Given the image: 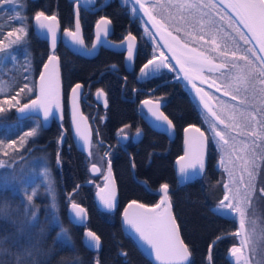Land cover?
<instances>
[{
	"label": "snow or ice",
	"instance_id": "obj_1",
	"mask_svg": "<svg viewBox=\"0 0 264 264\" xmlns=\"http://www.w3.org/2000/svg\"><path fill=\"white\" fill-rule=\"evenodd\" d=\"M76 2L79 4L80 0H76ZM84 3L90 5L94 3V0H84ZM122 4L131 6L133 16L143 13V16L147 17L144 23H151L163 40V46L173 53L171 57L165 56L163 52H160L159 57L153 55L140 68V77L150 78L159 73L161 68L175 71V65L170 62V60H175L184 73V78L192 83L199 96L200 104L206 110L203 118L209 125L212 135L206 136L205 132L195 125L185 128V133L191 130L198 133L199 136L185 139V144L190 146V153L186 150L185 156H181L180 160H184L191 154V162L187 167L191 168L193 173L202 172L205 166L203 150L206 143L210 140L220 151L219 166L228 174L229 182L223 185L225 194L217 204L215 211L224 218L231 217L233 222L238 221L239 224L235 232L225 234L240 238V245H233L230 248V257L234 258L235 264H264V221H259L252 209V202L257 198V193H259L260 199H264V186L257 188L258 177L264 172V0H219L218 3L216 0H122ZM221 5L223 8L220 7ZM22 7V0H0V13L5 11L14 13L10 17V21L19 24L18 27L11 28L6 33L0 31V37H3L0 38V63L9 57L15 59V56L8 50L14 44L23 41L28 34V29L25 26L28 18L21 14ZM206 9L208 11H205ZM213 9H219L215 15L219 17L220 21H224L227 17L229 28H232L233 24L237 26L233 31L237 32L239 39L222 26H217V20L212 15ZM229 9L231 11H228ZM221 11L225 14L220 15ZM31 19L35 21V26L42 33L46 31L50 35L51 47L54 50L58 39L57 16L37 11ZM111 23V20L106 17H101L96 22L97 42L102 39L105 43L108 42L107 37L110 33L109 25ZM241 25L247 30V33L240 31ZM80 31L81 24L77 11L75 30H64V36L71 38L68 42L69 45L84 47V40L78 35ZM145 32L149 36L154 35L147 27ZM12 36H15V39L5 44V39ZM123 39L128 42L126 45L122 43L114 45V47L126 48L127 59L132 61L134 45L131 42L135 41L136 37L129 33ZM240 41L243 42V45L252 46L242 47ZM95 48L96 45L93 44L91 48H85V51L91 54ZM58 66L59 57L53 51L52 54H49L47 62L43 64V71L39 74V94L35 99L23 103L17 109L21 114L27 115L29 112L39 109L43 113L44 123L57 116L56 110L60 108ZM205 71L218 75L214 78L205 77L203 75ZM192 73L195 75H190ZM210 78L212 84L209 87L220 80L221 84L216 86V92H222L223 96L231 97L232 101L238 103L229 104L220 97H215L218 104H211L213 96L193 83L195 79L204 83ZM81 87L82 85L78 83L72 88L73 104L79 95L77 90ZM33 90L28 84H24L14 95H5V86L0 84V113L21 105V100L17 98L20 93L25 91L32 93ZM241 90L245 95H237ZM102 94L103 90L98 89L97 95ZM142 104L150 106L153 105V101L146 99L142 101ZM5 105L8 108H5ZM148 111L157 121V127L163 130L174 127L172 120L159 110L158 105L150 106ZM127 127L129 126L125 125V128ZM35 131L33 129L25 135L32 136ZM76 132L78 139L82 142V148L88 151L91 156L92 141L88 134L80 131L79 125L76 126ZM118 134L123 135L124 129H120ZM139 134L140 130L137 129V135ZM248 138H251L250 142ZM61 139H63V134ZM2 143L0 141V144ZM15 143L14 140L10 141L7 147L11 148ZM3 154L8 155L7 152ZM107 155L108 153L105 152V156ZM57 163L59 164V159ZM108 165L109 171H111L110 161H108ZM3 167L4 162L0 161V168ZM92 169L99 171L96 163L92 164ZM237 169L240 172L239 177L236 176ZM180 173L182 182L190 178L187 168L184 166L181 167ZM43 176L49 177L47 168L44 169ZM245 176H247V180H245ZM0 182L4 187L9 184V181L2 176H0ZM48 190L49 194L53 193L50 178ZM160 191L163 193L160 202L151 208L132 200L124 211V222L133 231L138 247H141L149 257H154L158 264H193L190 259V247L181 238L179 226L170 212L169 185L162 184ZM36 194L33 189L32 193L27 196L29 204L25 207L24 215L25 217L30 216V219H28L27 228L20 230L22 239L16 240V244L19 246L15 253L16 264H25V261L35 264L33 255L34 252L38 254L37 245L32 243V235L28 230L35 228L38 224L36 210H33L35 206L31 203ZM52 199V207L55 208L54 194ZM101 200L105 207L109 209L114 207V195L111 199L101 197ZM161 205H165L163 212L157 211ZM71 208L74 211L73 220L82 221L85 209L75 201L71 202ZM131 208L144 211L130 214L128 209ZM42 233L43 229H41ZM224 238L223 235L217 236L216 240ZM58 239L61 241L70 239L65 229H61ZM25 240L27 245L24 243ZM6 241L7 237L0 238V256L8 253V249L4 248ZM86 244L89 248L99 249L100 237L95 232L88 231ZM214 244L215 241L209 246L208 264H212L211 249ZM245 249H247V255ZM121 255L126 256L127 253L122 252ZM0 264H4V261L0 260ZM96 264H99L98 259ZM230 264H232L231 260Z\"/></svg>",
	"mask_w": 264,
	"mask_h": 264
},
{
	"label": "flooded vegetation",
	"instance_id": "obj_2",
	"mask_svg": "<svg viewBox=\"0 0 264 264\" xmlns=\"http://www.w3.org/2000/svg\"><path fill=\"white\" fill-rule=\"evenodd\" d=\"M31 1L34 3L36 12L44 11L46 15L57 16L62 36L65 29L75 30L78 11L81 24L80 32L85 48H91L93 44H96L95 26L101 17H106L112 22L109 25L108 42L105 43L102 39L103 44L99 46L97 51L94 49L95 52L93 50L91 54H75L64 44L63 40L57 46L55 54L60 60L64 90L63 121L60 123L53 119L50 127L45 128L40 118L29 117L38 121L40 128L47 137L56 139L55 162L51 168L65 170L64 175L67 180H70L69 168H72V164L73 168H78L79 180L75 189L68 195L69 203L75 201L83 205L86 207L89 216L91 215L90 205L94 204L96 209L95 194L105 184L103 179H105L106 171L109 168L108 161L112 164L119 188V208L116 213L110 214L117 220L120 219L124 206L132 200L148 206L159 203L162 194L158 191L164 183L169 185L168 193L173 206V196L181 195L183 187L190 185L195 194L201 193L203 195L206 199L207 208L217 216L219 220L218 236H225L224 239L217 241V236L214 237L208 243V247L215 241L212 251L214 248L226 250L227 263L230 264L231 260L232 264H235L234 258L230 257L229 250L233 245H240V238L225 234L235 232L239 227L238 221L233 222L231 217L224 218L215 211L217 204L225 194L223 185L229 182L228 174L219 166L220 151L209 140L203 150V152L205 151L203 171L193 173L191 170L188 172L190 178L187 181L182 182L180 169L176 167V161L185 153V128L189 125H195L204 131L206 136L212 135L209 131V125L203 118L206 110L200 104L195 88L182 78V73L175 65L174 60H170V62L175 65V71L161 68L159 73L150 78L140 77V68L153 55L159 57L160 52H163L165 56L171 57L155 35L146 34V27L150 32L152 30L148 24L144 23L145 20L142 15L139 13L138 16H133L131 6L123 5L122 0H96L94 5L86 7L78 5L77 8V2L73 0ZM33 21L31 27L34 31ZM129 33L136 37V40L131 42L135 52L132 65L127 64L126 48L114 47V45L122 43L126 45L128 42L124 41L123 38ZM41 41L48 49L46 62L49 54H51L50 46L47 41ZM113 65L116 67L113 68ZM39 74L35 81L36 92ZM192 75L195 74L192 73ZM203 75L214 78L218 74H210L205 71ZM78 83L82 85V111L92 128L91 158L77 149L71 129L69 97L72 88ZM193 83L196 87L203 88L205 92L213 96V100L210 101L211 104H218L215 97H220L229 104L238 103L232 101L231 97L223 96L222 92H216V86L221 84L220 80H217L212 87H209L212 84L211 78L204 83L195 79ZM98 89L103 90L102 95H105V99L103 96L100 97L99 101L96 99ZM36 92L31 99L36 96ZM237 95L243 96L245 93L241 90ZM146 99L153 101L151 107L158 105L159 110L172 120L174 126L172 136L157 130L147 121L149 111L142 104V101ZM121 106L128 108V114L125 118L118 119L116 118V110ZM125 125L129 127L125 128ZM122 128L124 134L119 135V130ZM137 129L140 130L139 135H137ZM191 133L192 136H199L198 133L192 131ZM62 134L63 139H61ZM248 140L250 142L251 138ZM105 152L108 153L107 156H105ZM80 158H82L81 163H83L81 167ZM58 159L59 164L57 163ZM167 161L170 163V174L168 177L161 178L156 174V170L161 168L162 162ZM93 163L99 166L100 175L93 174L91 169ZM79 168H84V170ZM124 168L128 172V174L126 172V176L123 172ZM239 175L240 172L237 169L236 176L239 177ZM245 180H247V176H245ZM125 181H127V186H125ZM262 186H264V172L258 177L257 182V188ZM123 187H127L131 191L125 192ZM252 209L255 217L259 221H264V199L259 198V193L252 202ZM95 211L98 212L97 209ZM195 248L198 249V246ZM244 251L247 255V249Z\"/></svg>",
	"mask_w": 264,
	"mask_h": 264
},
{
	"label": "trees",
	"instance_id": "obj_3",
	"mask_svg": "<svg viewBox=\"0 0 264 264\" xmlns=\"http://www.w3.org/2000/svg\"><path fill=\"white\" fill-rule=\"evenodd\" d=\"M22 2L23 7L20 12L28 18L25 24L28 34L23 41L14 44L8 50L15 56V59L9 57L0 63V82L8 85V88H5V95H14L24 84L34 89L32 93H27V91L20 93L17 98L21 100V105L35 95V81L45 63L48 51L46 45L36 36L31 27V18L36 12L34 3L31 0H22ZM214 11L217 12L219 9H213L212 13ZM220 13L225 14L223 11ZM12 15L14 13L8 11L0 13V31L6 33L15 27L14 24L17 23L10 21ZM240 31L243 32L241 27ZM21 105L0 113V141L3 142L0 144L2 146L0 160L4 157L9 164H20L24 167L0 170L7 177L1 174L0 176L9 181L7 187H4L3 183L0 184V238L7 237L4 248L8 249V253L0 256V260H3L4 264H16L15 253L19 248L16 240L22 239L20 230L27 228V222L30 219V216L25 217L24 215L27 204L19 192L21 189L15 183L17 184L22 176L31 175L29 173L39 174L47 168L51 171L52 195L55 196L56 207H52V195L45 192L46 188L40 186L39 195L33 199L35 206L33 210H36L38 224L35 228L28 229L32 235V243L37 245L38 249V254L34 252L33 255L35 264H96L97 259L99 264H152L134 240L123 231L120 219L117 220L112 215L102 212L97 205L98 212H96L94 204L90 205L89 227L93 228L101 238L103 246L99 252H93L86 246L84 228L74 224L68 215L70 206L68 195L78 183L80 174H78V168H73V164L72 168H69L70 180L65 179V170L51 168L55 162L56 139L47 137L37 120L19 119L15 110ZM5 108L8 106L5 105ZM116 112V118L122 119L127 116L128 108L121 106ZM33 129L36 130L34 135H25ZM13 140L16 143L11 148L7 147L8 143ZM24 141L26 143L23 144ZM4 152L8 155L5 156ZM81 162L82 158H80V167L83 165ZM169 164L168 161L162 162L156 174L161 178L168 177L171 171ZM79 169L84 170V168ZM123 172L126 176L127 169L124 168ZM125 184L127 186V181ZM123 191L131 190L123 187ZM205 200L201 193L195 194L190 185L183 187L181 195L173 196L177 221L182 237L192 252L193 264H208V243L218 236L219 231V220L207 208ZM62 228L67 231L70 238L68 241L58 239ZM41 229H43L42 234ZM24 243L27 245L26 240ZM197 246L198 249L195 248ZM122 252L127 255H121ZM212 263L228 264L226 250L214 248ZM25 264H30V262L25 261Z\"/></svg>",
	"mask_w": 264,
	"mask_h": 264
},
{
	"label": "water",
	"instance_id": "obj_4",
	"mask_svg": "<svg viewBox=\"0 0 264 264\" xmlns=\"http://www.w3.org/2000/svg\"><path fill=\"white\" fill-rule=\"evenodd\" d=\"M33 1H36V0H33ZM73 1H76V0H73ZM96 2V0H94V3ZM216 2L218 3L219 0H216ZM93 4H90V5H94ZM78 5H84L85 7L88 6L84 3V0H80V3L76 4V8L78 7ZM221 7L223 8V5H221ZM228 11H231L230 9ZM142 15V17L144 18V20L146 21L147 20V17H144L143 16V13H140ZM58 20V18H57ZM59 22V21H58ZM148 26L150 27V29L152 30V32L154 33V35L156 36V38L158 39V41L162 44L163 46V40L160 38L159 34H157V30L155 28L152 27L151 23H148ZM241 29L243 30L244 33H247V30L243 28V26L241 25L240 26ZM33 29L34 31L36 32L37 36L43 40V41H47L49 43V46H50V52L52 54V52L54 51V53L56 52V49H57V46L59 44V42L61 40H63L64 44L70 49L72 50L75 54H81V55H87V52L85 51V47H81L79 45H69V41H70V37H65L64 35L62 36L61 35V29H60V25L57 29V33H58V39H57V44H56V48L53 50L52 47H51V38H50V35H48L45 32H41L36 26H35V21H33ZM174 35L176 33H173ZM80 36V38H82L81 36V32L78 34ZM254 43V42H253ZM103 44V41L101 40L100 42H96V48L95 50L97 51L99 46ZM164 47V46H163ZM114 48V47H113ZM112 48V49H113ZM119 48V47H118ZM166 49V51L168 52V54L170 56L173 55V53L166 47H164ZM94 50V52H95ZM135 54V52H134ZM56 55V54H55ZM57 56V55H56ZM47 62V61H46ZM45 62V63H46ZM133 63V60L132 61H128L127 60V64H130L132 65ZM174 63L175 65L180 69V66L176 64L175 60H174ZM50 69H51V65H50ZM43 71V68L42 70ZM181 71V70H180ZM182 73V78H184V73L181 71ZM192 75V74H190ZM185 81L190 85L192 86V83H189V80L188 79H185ZM58 82H59V89H60V108L57 109V116L55 118H50L46 123L43 122V113L42 111H40L39 109L35 110V111H31L29 112V114L25 115V114H21L17 109L20 107H18L16 110H15V113H16V116L19 118V119H27L29 117H38L41 119L42 123H43V126L45 128H49L53 119H55L56 121L58 122H62L63 121V117H64V90H63V82H62V72H61V65H60V60H59V66H58ZM39 77L37 79V83H36V88H37V92H36V96L39 94ZM79 95L76 97L75 99V104L72 103V92H71V95L69 97V110H70V118H71V129H72V133H73V140H74V143H75V146L77 147V149L79 151H81L82 153H84L88 158H91V156H89V153L88 151L84 150L82 148V142L78 139V136H77V132H76V126L79 125V128H80V131L82 132H85L86 134H88L90 140L92 141V128H91V125H90V122L88 120V118L84 115L83 111H82V106H81V91H82V87L80 89L77 90ZM36 96L33 98L35 99ZM103 96L104 99L106 98L105 95H97L96 96V99L99 101L100 100V97ZM30 102V101H28ZM22 106V105H21ZM149 106H146V109H148ZM147 121L150 123L151 126H153L154 128H157V130H160L161 132L163 131L164 133H168L170 136H172L174 134V128L171 127V128H167V130H163L162 128L160 127H157V121L155 120V118L152 116V114L149 112V116L147 118ZM166 127V126H165ZM192 137V133H191V130L188 132V133H185V139L186 138H191ZM186 150L189 151L190 153V146L189 145H186L185 144V152ZM90 151L92 152V147L90 149ZM205 152V151H204ZM203 152V159H204V162H205V154ZM185 156V153L184 155ZM191 162V154H189L188 156L185 157L184 160H180L178 159L176 161V167L177 169H181L182 166H184L185 168H187V171L190 172L192 169L191 168H188L187 166L190 164ZM99 168V166H97ZM91 169H92V166H91ZM93 170V169H92ZM201 173V171H199ZM93 174L94 175H100V168H99V171H94L93 170ZM103 182H105V184L98 190V192L95 194V201H96V204L98 206V208L104 212V213H108V214H112V213H116L118 208H119V205H120V195H119V188H118V184H117V180H116V177H115V173H114V170L112 168V164H111V171H109V168L107 169L106 171V174H105V179H103ZM158 193L162 194L163 193L159 190ZM114 195L115 197V200H114V207L109 209L107 207H105V205L103 204L102 200H101V197H106V198H109L111 199V197ZM169 195V193H168ZM169 199H170V196H169ZM138 202V201H137ZM130 203V202H129ZM129 203H127L123 210H122V213H121V217H120V222H121V226H122V229L123 231L129 235L133 240L134 242L137 244L135 238H134V234H133V231L131 230L130 226L126 225L125 222H124V211L125 209L128 207ZM140 203V202H138ZM170 203H171V209H170V212L171 214L175 217L176 219V215H175V212H174V206H173V203H172V200L170 199ZM143 204V203H142ZM80 205V204H79ZM82 208L85 209V213L83 215V219L82 221H74L73 220V217H74V211L72 210L71 208V204L68 208V215H69V218L70 220L76 224V225H79V226H82L84 228V242L86 244V233L88 231H92V232H95L93 230V228L89 227V213L86 209V207H84L83 205H80ZM148 206V205H146ZM149 208L153 207V206H148ZM165 210V205H161V208L158 209L157 211H161L163 212ZM129 213H133V212H136V211H144L142 209H135V208H131V209H128ZM176 223L177 225L179 226L178 224V221L176 219ZM179 231H180V236L181 238L183 239L182 237V233H181V229H180V226H179ZM96 233V232H95ZM97 234V233H96ZM98 235V234H97ZM184 240V239H183ZM217 241V240H216ZM216 243V242H215ZM215 245V244H214ZM87 246V244H86ZM102 246H103V243H102V240L100 238V247L99 249H92V248H88L90 250H92L93 252H99L101 251L102 249ZM214 247V246H213ZM212 247V248H213ZM140 250L143 252V254L152 262V264H158V262H156L154 260V257H149L143 250L141 247H139ZM212 251V249H211ZM190 259L192 260V252H191V257Z\"/></svg>",
	"mask_w": 264,
	"mask_h": 264
},
{
	"label": "rangeland",
	"instance_id": "obj_5",
	"mask_svg": "<svg viewBox=\"0 0 264 264\" xmlns=\"http://www.w3.org/2000/svg\"><path fill=\"white\" fill-rule=\"evenodd\" d=\"M175 10L173 9V12ZM205 11H208L207 9ZM215 11L212 13V15L214 16V18L217 20V26H222L226 31L230 32L233 36H236L237 39H239L238 37V34L237 32L233 31V29H235V25L233 24L232 25V28H229L228 27V21H227V17H225V21H220L219 20V17L215 15ZM23 15V14H22ZM165 15H167V13H165ZM220 15H223L222 13H220ZM24 16V15H23ZM15 27H18L19 24H14ZM15 39V36H12V37H7V39H5V44H8L9 41L11 40H14ZM240 44L242 47H251L252 45H243V42L240 41ZM13 47V46H12ZM207 47V46H206ZM11 49V48H10ZM29 78V77H28ZM0 84H3L5 86V88H8V85L3 83V82H0ZM27 141V140H26ZM26 141L23 142L26 143ZM22 144V145H23ZM20 145V146H22ZM2 149V146H0V151ZM0 161H3L4 162V167L3 168H24V167H21L20 164H9L7 162V159H4V157L2 158V160ZM2 168H0L1 170ZM49 172V177H44L43 176V173L44 171H41L39 174H35V173H29L31 175L29 176H22L21 179L18 180V183L15 185L19 186V188L21 189L19 192L21 193L22 195V198L24 199V202L28 205L29 204V201L27 200V196L30 195L33 191V189H35L36 191V195L33 197V199L39 195V192L41 191V187L40 186H43L45 189H43V191L45 190V192H47L49 194V190H48V181H49V178L51 180V186H52V176H51V171L48 170ZM25 173V172H24ZM28 173V171H27ZM1 175H3L4 177H7L5 174L1 173ZM25 175H28V174H25ZM9 177V176H8ZM40 179V181H39ZM9 180L12 182V180L9 178ZM13 181L15 182V180L13 179ZM17 182V180H16ZM2 182H0L1 184ZM44 193V192H43ZM52 195V194H50ZM32 205H34V200H32Z\"/></svg>",
	"mask_w": 264,
	"mask_h": 264
}]
</instances>
